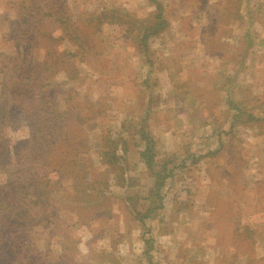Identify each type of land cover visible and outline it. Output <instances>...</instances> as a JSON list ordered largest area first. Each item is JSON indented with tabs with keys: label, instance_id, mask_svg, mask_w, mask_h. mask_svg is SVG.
Listing matches in <instances>:
<instances>
[{
	"label": "rangeland",
	"instance_id": "obj_1",
	"mask_svg": "<svg viewBox=\"0 0 264 264\" xmlns=\"http://www.w3.org/2000/svg\"><path fill=\"white\" fill-rule=\"evenodd\" d=\"M30 2L0 0V52L11 55L15 51L10 38L16 7ZM157 2L169 26L150 41L147 57L140 58L117 27L102 25L107 44L100 43L99 35L93 37L98 53L84 63L74 61L78 79L66 84L60 73L48 80L63 90L56 98L60 109L71 103L69 94L80 107L86 109L90 104L94 117L98 116L94 112L106 115L84 125L89 153L82 156L91 165V174L103 169L96 155L100 134L123 132L128 143L126 163L132 168L128 175L124 171V177L134 179L130 187H114L112 180L109 195L116 197L102 202L105 206L109 201L110 214L99 211L87 220L82 204L64 198L72 195L66 181L60 185H67L63 197L61 191H51L60 204H73L71 210L65 205L60 209L71 237L65 241L66 253L71 254L73 248V255L77 252L72 264H131L124 263L117 250L126 254L127 240L141 239L152 240V264L154 259H166V264H264V0H243L239 18L230 21L225 16L232 13L235 1L228 13L223 11L227 0ZM104 5L137 18L156 11L148 0H76L71 8L87 14L99 12ZM69 46L66 41L54 43V50L66 52ZM43 53L39 49L33 55L39 58ZM98 97L104 99L101 107L94 103ZM250 115L257 121L248 120ZM141 123L155 140L158 162L167 164L166 181L170 182L160 190L162 210L144 219L143 227L132 218L130 203L124 200L142 198L147 191L143 188L152 184L137 156L141 145L136 132ZM11 131L5 127L3 136L14 156L16 145L25 142L26 131ZM4 181L0 173V184ZM163 192L170 194L168 199L162 197ZM177 197L186 204L178 206ZM251 223L253 236L235 239V229L243 236V226L250 228ZM47 229L37 228L30 237L40 250L55 253L57 247L45 237ZM164 234L174 241L172 249L156 245ZM169 255L173 256L170 262ZM17 263L27 262L12 251V264Z\"/></svg>",
	"mask_w": 264,
	"mask_h": 264
},
{
	"label": "trees",
	"instance_id": "obj_2",
	"mask_svg": "<svg viewBox=\"0 0 264 264\" xmlns=\"http://www.w3.org/2000/svg\"><path fill=\"white\" fill-rule=\"evenodd\" d=\"M75 1L66 4L65 0H31L29 4H18L12 22L13 34L10 31L15 51L11 55L0 52V173L5 177L4 183L0 184V264H12V251L18 252L26 264H44L41 260L47 261L45 264H72L77 252L73 255V248L71 254L66 253L65 241L71 237L66 234L67 226L60 213L62 205L70 208L72 203L82 204L80 209L85 210L82 213L85 220L99 211L102 215L110 214L109 201L104 203L105 206L102 204L107 198L116 197L109 195L110 182L115 180L114 187L133 184L134 179L124 177V171L128 175L132 168L126 163L128 143L123 132L110 134L104 131L100 134L96 155L103 169L91 174V165L85 158L89 153V135H84V125L106 115L94 112L98 114L94 117L90 104H86V109L80 107L69 94L67 97L71 103L60 109L56 98L63 90L59 88L60 84L51 85L48 80L60 73L65 76L66 84L78 79L74 61L84 63L85 59L87 61L98 53L93 37L99 35L100 43L107 44V36L100 28L102 25L117 27L124 42H130L141 57H147L150 41L162 35L169 26L168 21L157 0H148L156 10L155 14L141 18L120 12L113 5H104L105 8L96 13L77 14L71 8ZM234 1L232 13L225 16L228 21L239 18V6L243 0H227L223 11L228 13ZM81 14L84 19L79 16ZM44 19H49V23L45 24ZM63 41L70 43L67 51H55L54 43ZM249 42L248 38L247 45ZM72 46L73 50H70ZM39 49L44 53L38 58L33 54ZM103 100L98 97L95 106L101 107ZM230 102L228 100L231 105ZM247 119L257 121L251 115ZM204 123L201 121L200 125ZM5 127L12 128V133L20 128L26 131L25 142L22 146L16 145L14 156L9 153V140L3 136ZM136 136L138 145H141L137 156L152 184L142 198L129 196L124 200L130 203L132 218L143 227L144 219H151L162 210L160 190L169 173L166 172L167 164L158 162L155 140L143 123ZM63 180L72 188L70 197L64 195L71 204H60L51 196L52 190L61 191L62 195L67 186H60ZM143 203L146 206L140 208ZM45 226L48 228L45 237L58 249L55 253L50 249L40 250L31 240L30 233ZM254 229L252 223L250 228L243 226V236L238 233L239 229H235V239L251 238ZM151 243L152 240L144 242L148 248Z\"/></svg>",
	"mask_w": 264,
	"mask_h": 264
},
{
	"label": "crops",
	"instance_id": "obj_3",
	"mask_svg": "<svg viewBox=\"0 0 264 264\" xmlns=\"http://www.w3.org/2000/svg\"><path fill=\"white\" fill-rule=\"evenodd\" d=\"M184 36L180 39L183 40ZM202 45L204 44L203 42L201 43ZM175 46H177L175 43L173 44ZM201 45V46H202ZM140 56V55H139ZM140 58L144 59V57H141ZM147 64V63H146ZM149 65V64H148ZM174 77H176V75H174ZM146 128V127H145ZM148 131V130H147ZM149 132V131H148ZM150 133V132H149ZM151 134V133H150ZM152 135V134H151ZM172 176V175H171ZM168 182V185L170 186V182L169 181H166ZM166 185V183H165ZM143 189H148L147 187L146 188H143ZM161 193V192H160ZM146 195V192L143 196ZM161 195V194H160ZM167 196V197H166ZM168 196H170V194H166L165 192L162 193V197H166L168 199ZM203 197V196H202ZM176 198V197H175ZM173 199V197L171 198ZM174 200V199H173ZM177 200H178V206H181V205H185L186 203H183L182 204V200L180 199V197H177ZM176 204V202H174ZM183 207V206H182ZM184 210H187V207H183ZM172 230V226L171 225H168ZM167 234V233H166ZM170 235H160L157 239V243L156 245L158 246L159 249H165V247L167 248H170L172 249L174 246H175V243L174 241L171 239V238H168ZM169 240L170 242L166 243V241ZM144 242H146V240H141V239H129L127 240L126 243H130V244H127L126 247L129 248V250L127 251L128 254L127 256H125L126 254H122L121 250H117V255L120 257V258H123V262L125 263L126 261L130 262L131 261V264H152V261H153V256L152 253H150L152 251V247L148 248ZM177 245V244H176ZM149 249V250H148ZM131 250V251H130ZM116 251V250H115ZM129 252H132L134 253V256L130 255ZM128 258H131L132 260H128ZM173 259V256L169 255L168 256V262H170L171 260ZM160 263V264H166L167 263V260L166 259H163L160 260V261H157L156 259H154V263Z\"/></svg>",
	"mask_w": 264,
	"mask_h": 264
}]
</instances>
